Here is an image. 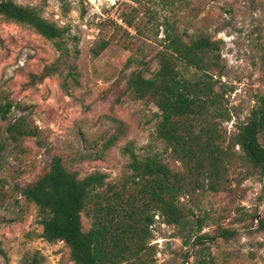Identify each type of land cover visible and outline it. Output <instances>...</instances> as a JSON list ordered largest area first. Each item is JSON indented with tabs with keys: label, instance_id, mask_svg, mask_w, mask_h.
<instances>
[{
	"label": "rangeland",
	"instance_id": "rangeland-1",
	"mask_svg": "<svg viewBox=\"0 0 264 264\" xmlns=\"http://www.w3.org/2000/svg\"><path fill=\"white\" fill-rule=\"evenodd\" d=\"M11 1L36 9L67 33L59 50L31 27L0 17V264H74L62 241L42 238L38 207L21 189L59 157L78 178L106 176L113 188L97 191L103 206L113 191L139 196L125 147L138 159L155 156L171 174L186 173L156 136V106L127 89L132 73L150 78L158 69L166 25L210 62L207 73L227 115L215 120L228 146L264 96V0ZM103 42L107 47L96 55ZM193 75L199 72L189 69L186 76ZM14 123L31 135L12 140L7 129ZM231 152L220 190L210 191L205 181L203 190L179 194L180 224L149 210L145 250L122 264H264V175L242 161L238 147ZM94 204L81 213L84 232L94 225ZM223 229L235 235L218 237Z\"/></svg>",
	"mask_w": 264,
	"mask_h": 264
},
{
	"label": "trees",
	"instance_id": "trees-1",
	"mask_svg": "<svg viewBox=\"0 0 264 264\" xmlns=\"http://www.w3.org/2000/svg\"><path fill=\"white\" fill-rule=\"evenodd\" d=\"M0 17L31 27L62 50L59 40L67 33V28L45 20L36 9L0 0ZM164 42L163 49L156 53L158 69L153 76L145 78L140 73H132L127 89L134 98L152 101L156 106L160 112L156 136L170 146L186 173L171 174L155 156L138 159L129 147H125L123 152L129 156L128 168L132 171L131 185L138 186L139 196L113 191L103 206L102 195L97 191L113 188L105 182L106 176L96 172L78 178L76 173L66 169L59 157H53L48 171L20 191L27 201L38 207L42 238L48 243L62 241L69 248L74 264L132 261L145 250L148 226L153 221L148 211H158L167 224H180L183 216L175 205L178 195L188 190L190 193L203 190L205 181L210 191L220 190L227 173L222 165L227 157L233 156L231 150L235 147L240 150L243 162L260 169L264 175V96H258L257 106L250 111L248 119L237 126L229 145H222L224 139L215 119H223L226 115L221 109L224 98L215 90L216 81L207 73L210 62L183 43L168 25L164 30ZM107 44L101 43L95 54L103 51ZM189 69L198 71L199 77L186 76ZM48 70L56 69L50 67ZM8 108L9 104L6 110ZM4 114L1 111V118H5ZM7 131L14 141L31 135L17 123ZM111 142L108 141L105 148ZM92 199H95V222L84 232L81 213ZM252 218L255 220V216ZM234 235L235 231L223 229L217 236L228 240Z\"/></svg>",
	"mask_w": 264,
	"mask_h": 264
}]
</instances>
